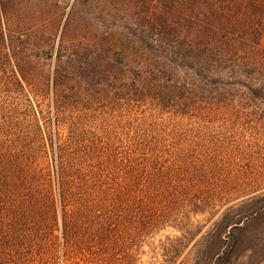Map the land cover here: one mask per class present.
Here are the masks:
<instances>
[{
	"label": "trees",
	"instance_id": "obj_1",
	"mask_svg": "<svg viewBox=\"0 0 264 264\" xmlns=\"http://www.w3.org/2000/svg\"><path fill=\"white\" fill-rule=\"evenodd\" d=\"M263 226L264 0H0V264L168 230L236 264Z\"/></svg>",
	"mask_w": 264,
	"mask_h": 264
},
{
	"label": "rangeland",
	"instance_id": "obj_2",
	"mask_svg": "<svg viewBox=\"0 0 264 264\" xmlns=\"http://www.w3.org/2000/svg\"><path fill=\"white\" fill-rule=\"evenodd\" d=\"M203 216H199L198 219H202ZM176 233L172 230L158 233L152 237L146 238L147 243L142 247L138 248L133 245L126 246V252L129 255L134 256V260L130 264H166V252L161 248V242L165 240L168 234ZM56 236V233L54 234ZM113 238L114 236H108ZM124 238L126 236H119ZM249 241L247 244V250L243 251L236 261V264H264V226L256 227L249 232ZM25 251V250H24ZM26 252V251H25ZM190 251L186 250L182 258L177 262V264H189L188 253ZM67 264H89V263H77L67 261ZM16 264V263H15ZM19 264V263H18ZM20 264H40L33 262L20 263ZM46 264H52L50 262ZM122 264V262L120 263Z\"/></svg>",
	"mask_w": 264,
	"mask_h": 264
},
{
	"label": "built area",
	"instance_id": "obj_3",
	"mask_svg": "<svg viewBox=\"0 0 264 264\" xmlns=\"http://www.w3.org/2000/svg\"><path fill=\"white\" fill-rule=\"evenodd\" d=\"M59 238V240H61V234H56ZM62 253H63V250H62V246L60 248H58L57 252H56V255L59 256V259L55 262V264H67L68 262L66 260H63L62 259Z\"/></svg>",
	"mask_w": 264,
	"mask_h": 264
}]
</instances>
